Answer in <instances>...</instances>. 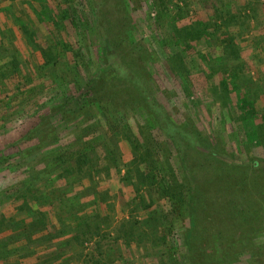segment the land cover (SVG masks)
Masks as SVG:
<instances>
[{
	"label": "rangeland",
	"instance_id": "rangeland-1",
	"mask_svg": "<svg viewBox=\"0 0 264 264\" xmlns=\"http://www.w3.org/2000/svg\"><path fill=\"white\" fill-rule=\"evenodd\" d=\"M41 1L0 0V43L9 53L15 52L27 72L22 74L24 77L14 74L7 78L4 92H0V220L5 219L4 229L0 226V264L5 263L1 260L3 257L13 263H40L57 252L59 243L65 246L69 243L66 240L74 235H78V241L73 239L63 247L64 251L67 249L66 255L73 258L72 264H169L167 255L170 252L182 264L188 219L178 221L179 225L167 234L165 244L154 242L152 233L147 232L141 223L156 211L159 215L162 210H169V199L159 197L155 186L149 190L147 186L140 187L130 168L129 178L123 176L127 171L125 164L132 157L130 145L121 135L107 132L110 127L102 106L88 104L78 115L74 112L78 105L75 97L94 93L91 85L95 75L107 65V50L94 36L92 7L99 10L98 2ZM39 2L48 6L56 21L61 20L64 13L78 9L81 16H86L87 25L90 23L88 31L84 34L82 22L71 25L65 22L68 19L59 30L50 22H40L35 10V7L39 9ZM168 4V21L164 23L157 20L152 0H108L105 8H110L116 19L124 21H116L122 29L115 23L113 26L112 31L118 41L120 36L128 34L132 44L142 45L139 53L136 51L138 58L142 53L152 56L153 59L146 61L144 67L150 74L154 97L163 105L170 119L194 125L205 135L207 144L219 148L216 157L222 161L243 162L249 156L264 158L263 146L253 136L247 135L237 118L239 113L234 92L237 86L249 98H255L258 117L264 112V2L255 9L256 18L248 22L240 17L236 24L229 25L227 31L215 27L208 19L223 16L225 10L232 14L241 12L244 0H169ZM124 16L129 18L128 23ZM16 18L31 27L38 42L44 46L61 51L60 41L72 44L71 52L59 55L62 65L48 77L36 76V68L43 59L39 51L27 46ZM171 21L177 28L208 21V27L212 28H209V35L191 40L193 48L184 52L183 45H177L178 39H172ZM227 35H232L233 40L235 35L233 43L238 44L240 53L238 61L235 54L232 56L224 51ZM3 47L0 48L2 56ZM174 52L185 54L188 71L184 69L182 75L187 76L186 79L169 69L167 59ZM67 62L72 66L75 64V68L68 66ZM67 78L70 79L68 83L64 81ZM64 104L67 106L63 107ZM132 109L128 119L117 116L116 121H121V125L127 122L137 133L138 125L151 122L143 106L136 104ZM46 115H49L45 119L47 122L38 125L40 118ZM96 122L97 131L93 126ZM34 125H38V134L23 140L22 136ZM153 136L160 141L162 155L168 154L179 176V168L175 164L178 154L159 130L154 129ZM184 144L183 141V149ZM117 146L121 151L119 164L110 154L111 147L117 149ZM59 151L65 155L87 153L92 162L68 176L73 182L57 179L55 176L64 166L59 160H49L48 155ZM181 154L184 156L183 150ZM137 184L139 190H136ZM150 198L153 206L149 209L136 205ZM24 201L28 210L21 207ZM150 210H154L153 213ZM33 211L44 215L50 229L55 227L54 234H62L33 243L25 237L18 239L20 233L15 228V221L33 217ZM71 227L80 228L74 234L69 233ZM47 231L44 230L43 236ZM146 232L149 236L141 237ZM39 237H42L41 233L32 235L33 239ZM257 240L262 243L263 250L253 264H264V230ZM239 251L240 254L229 262L221 260L224 257L220 251L219 258L208 264H250L253 249L242 244L237 248ZM226 253L228 258L234 256L231 251Z\"/></svg>",
	"mask_w": 264,
	"mask_h": 264
},
{
	"label": "trees",
	"instance_id": "trees-1",
	"mask_svg": "<svg viewBox=\"0 0 264 264\" xmlns=\"http://www.w3.org/2000/svg\"><path fill=\"white\" fill-rule=\"evenodd\" d=\"M38 1L42 2L41 0ZM96 1L99 4V10L92 7L93 19L95 20L94 36L96 41L107 50L105 53L107 65L95 75L94 83L91 85L94 93L75 97L78 105L74 112L78 115L88 104L90 106L97 104L100 107L102 106L110 127L107 132L121 135L130 145L132 157L125 164L127 171L123 176L128 179V174L132 171L135 173L133 178L139 182L140 187L147 186L149 190V188L152 189L155 186V191L159 197L169 199V210H162L159 215L156 211V214L149 215L141 223V226L147 232L150 231V234L152 233L154 242L161 245L168 241L167 234L179 225L178 221L188 219L189 224L185 229L186 252L182 264H208L215 258H219L218 252L220 251L222 257H224L221 260L229 262L240 254V251L239 253L237 252V248L239 245L242 246V244L247 249H253L254 253L252 254L254 255L250 259V264H253V261L261 257L260 251L263 250L262 243L257 240V237L264 230V158L249 156L243 162L234 161V163H231L222 161L216 157L219 148L217 149L207 144L205 135L194 125L176 123L170 119L166 115L163 105L154 97V87L150 81V74L144 67L146 61L153 59L152 56L142 53L141 55L139 54L140 57L138 58L136 51L139 53L142 45L140 43L132 44L133 40L128 34L125 37L120 36V41H118V37L114 35L115 33L112 30L114 23L117 25V22L123 23V19H116V14L110 8H105L108 0ZM40 2L38 4L39 9L35 7L36 16L40 22H50L56 30H59V28H63L64 20L68 19L65 22L71 25L82 22V32L85 34V31H88L90 23L87 25L86 16H81L79 13L81 11L78 9L64 13L61 16V20L56 21L48 6ZM152 2L157 20L162 23L167 22L168 15L166 12L169 8V0H152ZM263 2L264 0H244L241 12L232 14L225 10L223 16H218L217 19L213 17L208 20H212L215 27L224 28L227 31L230 27L229 25L231 23L236 24V20L240 17L246 18L248 22L253 17L256 18L255 9L259 8ZM118 4L119 2L115 6L118 7ZM179 10H182L181 7H179ZM241 13L242 15L240 16L239 14ZM124 19L128 23L129 18L124 16ZM15 21L23 34L27 46L33 51H39L43 59L42 63L36 68L38 72L36 76L48 77L50 72H55V69L62 65L63 60H60L59 55L61 53L64 54V52H71L73 49L72 44L60 41V50L62 52L54 50L52 46H44L38 42L35 31L31 27L20 18H16ZM207 22L197 21L193 26L177 28L171 21L172 39H178L177 45H183L182 51L188 52L193 48L191 40L198 39L201 35H209V30L212 27H208L209 24ZM118 26L122 29L120 25ZM234 40L232 35H227L224 51L232 56L235 54L234 56H236L237 60L240 56L239 46L236 42L233 43ZM0 46L3 47V44L0 43ZM14 53H9L7 49H4V55H0V92H4L7 78L14 74L22 75L27 73L25 66ZM184 58L185 54L174 52L167 59V64L173 73L186 79L187 76L182 75L183 70H187ZM173 63L174 65L172 66ZM68 66L71 67V63H68ZM72 68H75V64ZM234 68L236 70L240 69L239 67ZM22 76L24 77V75ZM69 80L68 78L64 79L66 83ZM20 85L21 83L18 84L17 88ZM234 92L236 95L235 106L239 113L238 120L242 122L247 135L253 136L255 141L264 148V112L258 117L255 98H249L248 94L242 92L237 86L234 87ZM121 102L124 103L120 104ZM136 104L144 107L151 122V124L147 122L144 126L138 125L137 133L133 131L127 122L121 125V121L118 123L116 121L118 117L128 119L132 114V107L135 108ZM62 106L65 107L67 105L64 104ZM46 118H49V115L42 116L38 125L46 123ZM97 123L93 124L96 131L97 127L95 125ZM38 125H34L27 130L22 139L27 140L38 134L36 131ZM154 129L165 135L178 154L175 164L179 168L180 177L175 173L170 157L167 156L168 154L162 155V148L159 145L160 141L153 136ZM183 141L185 142V149L182 148ZM37 147L39 148L40 146ZM52 147L50 146V149H53ZM202 149L208 153H205ZM57 150H61V148ZM182 150L184 151V156L181 154ZM120 153L118 146L117 149L111 147L110 154H112V159L117 161L116 163L118 164ZM52 154L54 153L48 155V159L59 160L64 166L55 178H63L68 182L74 181L72 177L69 179V175L80 171L83 165L92 162V158L87 153L65 155L59 151L54 155ZM202 159H205L204 161L206 162ZM140 187L137 184L136 190H139ZM144 194L142 197H144ZM152 202L151 198L148 200L144 199L141 203H136V205L149 209L153 206ZM21 207L28 210L25 201ZM29 209L32 208L30 207ZM153 211L150 210L149 212L153 213ZM34 213L35 215L31 218L15 221V228L20 233L17 236L18 239L25 237L33 243L62 234V232L54 234L55 227L53 229L49 228L44 215L38 211H33ZM4 222L5 219L0 220L2 229L5 227ZM80 227H71L69 233L74 232L76 234ZM47 229L50 230L47 231ZM44 230L47 231L46 235H44L45 237L43 236ZM147 232L142 233L141 237H148L149 234ZM37 233H41L42 237L33 239L32 235ZM78 238V235H74L66 241L70 243L73 239L78 241ZM69 243H66L63 247H66ZM63 247L59 243L56 248L57 252L53 256L36 264H72L71 260L73 258L69 257L70 255H66L67 249L64 251ZM257 247L259 249H256ZM170 248L174 251L172 246ZM226 251H231L234 256L226 257L228 255ZM167 257L169 264H181L171 252ZM1 260L5 262L3 264H20L17 261L15 263L8 261L7 257H3Z\"/></svg>",
	"mask_w": 264,
	"mask_h": 264
}]
</instances>
